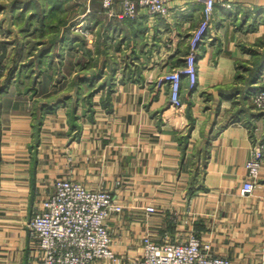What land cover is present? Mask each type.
<instances>
[{"label": "crops", "instance_id": "obj_1", "mask_svg": "<svg viewBox=\"0 0 264 264\" xmlns=\"http://www.w3.org/2000/svg\"><path fill=\"white\" fill-rule=\"evenodd\" d=\"M122 1L108 15L102 0H25L24 13L0 22L7 62L41 68L30 90L0 87V264L38 263L26 225L62 176L111 190L123 206L108 220L118 260L96 264H133L146 235L175 240L181 219L231 264H264V164L255 190L240 192L264 140L250 103L264 87V0L215 1L179 107L163 76L184 63L204 3L169 0L168 17L130 19ZM93 83L110 92L95 95L93 119L76 108L73 138L71 106Z\"/></svg>", "mask_w": 264, "mask_h": 264}, {"label": "built area", "instance_id": "obj_2", "mask_svg": "<svg viewBox=\"0 0 264 264\" xmlns=\"http://www.w3.org/2000/svg\"><path fill=\"white\" fill-rule=\"evenodd\" d=\"M204 7L198 25L188 38V52L181 66L168 70L163 78L168 84L173 106L181 105V85L195 87L197 55L205 41L216 0H201ZM113 0H102L103 10L113 15ZM142 11L148 16L168 17L169 0H123L122 16L133 19ZM76 31L86 35L81 25ZM90 41H92L90 39ZM253 108L264 115V87L250 95ZM264 164V140L253 146L252 157L246 163L247 175L241 194L252 193L261 181ZM153 211L152 207L147 208ZM122 206L108 189L92 190L68 176L55 180L52 195L44 199L41 210L27 222L29 235L38 241L37 264H96L99 259L117 261L107 228L108 218L120 213ZM133 264H231L228 258L216 255L211 246L190 233L186 240L157 242L148 236L142 240V255Z\"/></svg>", "mask_w": 264, "mask_h": 264}, {"label": "rangeland", "instance_id": "obj_3", "mask_svg": "<svg viewBox=\"0 0 264 264\" xmlns=\"http://www.w3.org/2000/svg\"><path fill=\"white\" fill-rule=\"evenodd\" d=\"M20 1L22 2L25 0H0V22L3 21L4 17H8L10 12L11 13H14V12L20 13L22 11V13H24L25 10H22L19 7H17L18 9L16 8V6L19 5ZM22 23H23V20L21 22L20 19L18 18V20L16 21L17 26L22 25ZM3 31H4L3 27L0 24V40L5 39V37H4L5 35H4ZM263 43H264V38L262 39V43H260V44H263ZM8 54H9V52L5 53V51H3L2 47L0 46V87L6 85L7 83H14L23 90H30L31 88H34L33 82H34L35 78L38 77V75H39L38 73L40 72L41 68L40 69L30 68L26 64H19V65H18V63H16L15 65L13 63L11 64L9 61L7 62V58L9 56ZM12 54L14 57V53H12ZM5 57H7V58H5ZM55 78L58 79V76H55ZM107 86H108L107 88H104L103 85H98V84L95 85L93 83V84H90L89 86H86L87 88H85V90H84L85 93L82 91H78L75 110H72L73 109V105H72L73 102H72V104L70 102V105H72L71 106V113L72 114L71 113H69V114L72 115L71 122L72 123L74 122L73 127H75V131L73 133V138H75L80 131L79 119H80L81 113H77L76 108L78 110H79V108H82V112H83L82 114L85 113V114H87L89 119H93L94 113H95V104L97 102H99V101L94 100L95 95L101 93V91L103 92V95H105V93H107V92L109 93L110 89H111V85L109 84ZM78 89H80V88H78ZM103 98L101 97L100 100H103ZM103 102H104V100H103ZM67 103H69V102H66V108H67ZM73 181H76V180L73 179ZM76 182H79V181H76ZM80 183H82V182H80ZM98 189H105V188H98ZM92 190H97V189H92ZM114 197H115V195H114ZM115 199L121 205L120 201L116 197H115ZM147 208H149V207H147ZM147 208H146V210H147ZM122 209H123V206H122ZM153 211H148V212H153ZM176 217H178L177 214L175 212H173L174 220L178 219ZM109 218H108V220H109ZM180 219L181 218H179V220ZM182 222H183V224H182ZM178 224L183 225L182 226L183 230H181V232H180L181 235H178V237H176V239L178 241L186 240L190 233H194V235H196V237H198V239L201 240V238L197 235V233L194 230L188 229L186 227V224H187L186 221H183L181 219ZM107 228H108V232L110 235V231H109V227H108V221H107ZM146 236L150 237L149 235H146ZM110 238H111V235H110ZM172 240H174V239H172ZM172 240H170V241H172ZM162 241H160V242H162ZM202 242L207 243L204 241H202ZM111 244H112V238H111ZM207 244H209V243H207ZM216 255H219V254H216ZM219 256H221V255H219Z\"/></svg>", "mask_w": 264, "mask_h": 264}, {"label": "trees", "instance_id": "obj_4", "mask_svg": "<svg viewBox=\"0 0 264 264\" xmlns=\"http://www.w3.org/2000/svg\"><path fill=\"white\" fill-rule=\"evenodd\" d=\"M262 68H264V62L259 66V68L257 69V72L260 71Z\"/></svg>", "mask_w": 264, "mask_h": 264}]
</instances>
